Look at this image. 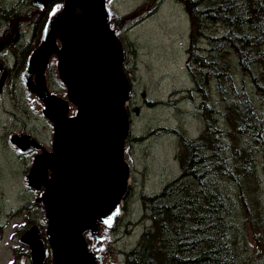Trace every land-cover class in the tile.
Listing matches in <instances>:
<instances>
[{
    "label": "water",
    "instance_id": "1",
    "mask_svg": "<svg viewBox=\"0 0 264 264\" xmlns=\"http://www.w3.org/2000/svg\"><path fill=\"white\" fill-rule=\"evenodd\" d=\"M32 6L45 19L18 79L47 139L24 127L6 135L15 154L29 156L21 185L33 190L31 203L40 210L18 236L26 249L19 263L120 264L108 233L122 214L133 164L131 85L117 13L110 0Z\"/></svg>",
    "mask_w": 264,
    "mask_h": 264
},
{
    "label": "trees",
    "instance_id": "2",
    "mask_svg": "<svg viewBox=\"0 0 264 264\" xmlns=\"http://www.w3.org/2000/svg\"><path fill=\"white\" fill-rule=\"evenodd\" d=\"M179 1L191 16L189 39L194 45L186 66L193 84L187 101L193 106L194 93L199 98L193 113L203 127L196 138L172 130L179 142V174L156 193L141 192L142 219L149 225L136 245L123 253L121 264H264L261 240L256 244L260 251L256 260L248 258L243 238L249 229L264 236L260 177L253 158L256 151L264 153V0ZM31 47L24 49L22 60L21 50L14 53L19 57L17 73ZM229 53L236 59L239 80L227 60ZM16 82L11 87L13 98L20 88ZM211 100L220 105L218 110ZM22 107L27 118L36 117L24 103ZM144 136L131 133L127 143L142 142ZM34 210L30 202L17 208L26 211L19 228L34 221ZM24 253L22 248L19 254Z\"/></svg>",
    "mask_w": 264,
    "mask_h": 264
},
{
    "label": "rangeland",
    "instance_id": "3",
    "mask_svg": "<svg viewBox=\"0 0 264 264\" xmlns=\"http://www.w3.org/2000/svg\"><path fill=\"white\" fill-rule=\"evenodd\" d=\"M112 3L122 16L132 12L131 24L128 23L127 30L124 31L125 36L122 35L127 48L126 63L132 67L130 79L134 102L131 112L137 109L131 119V133L135 136L145 135L142 142L131 145V183L123 200V214L111 234L112 245L118 251L122 263L123 253L136 245L141 232L149 225L147 220L142 219L141 192L156 193L164 182L179 172L176 159L179 142L168 130L178 131V136L180 133L184 135L185 131L188 137L196 138L202 130L203 122L193 113L200 101L196 94L194 93L193 106L187 101V90L192 88L193 84L185 64L190 59V48L194 46L189 39L191 16L187 8L184 5L183 7L179 0H113ZM43 20L44 17L39 14L37 8L31 5V0H0L1 45L4 44V39L15 37L17 33L21 36L20 43L17 39L8 41L10 47L0 50V78L6 75L0 92V221H6L8 224L2 229L0 236V264H9L11 257L15 256V252L11 250L12 245L17 242L13 234L17 225L26 219V211L13 213L11 208L20 206L23 202L28 203L32 198V194L25 193L21 185L27 158L13 153L6 143V135L11 130L24 127L15 126L18 123L16 119L21 118V123L27 122L25 129H30L39 139H47V134L43 132L46 123L40 117L26 118L22 107V89L16 90L14 98L10 95L13 91L11 87H15L18 81L16 70L19 57L14 53L18 54L21 50L19 56L22 60L24 49L36 44L37 33ZM117 23L120 26L126 25L121 19ZM23 24H26L25 31ZM222 33L219 31L218 34ZM227 60L234 66L233 71L239 80L234 55L229 53ZM246 87L253 95L250 84H246ZM173 90L177 93L172 96ZM212 98L217 101L214 92ZM148 99L155 101L153 106H148ZM173 99H177L179 104L174 106L166 103ZM213 101V107L218 110L220 105ZM150 130L152 132L148 134ZM253 158L256 163L255 170L260 177L259 194L264 208V153L256 151ZM39 213V208L36 209L35 206L34 221ZM243 238L247 243L248 258L257 260L260 251L257 250L256 244L261 240V245H264V236H259L258 232L249 229Z\"/></svg>",
    "mask_w": 264,
    "mask_h": 264
},
{
    "label": "flooded vegetation",
    "instance_id": "4",
    "mask_svg": "<svg viewBox=\"0 0 264 264\" xmlns=\"http://www.w3.org/2000/svg\"><path fill=\"white\" fill-rule=\"evenodd\" d=\"M29 25V24H28ZM124 29H126V28H124ZM23 31H25L24 29H23ZM20 38H21V36H18V33L16 34V36L15 37H11V38H7V39H4V44L3 45H1L2 46V49L1 50H5V49H7V48H9L10 47V43L8 42V41H13V40H15V39H17L18 41L20 40ZM7 72H9V69H8V71ZM8 75V74H7ZM3 84H4V82H3ZM3 87V86H2ZM8 91L10 90V89H7ZM10 95L12 96V93L10 92ZM133 106V98L131 99V103H130V109H131V107ZM136 110L134 109V111H132V112H135ZM17 120L21 123L22 122V119L21 118H17ZM30 130V129H29ZM31 131V130H30ZM27 170V169H26ZM25 170V171H26Z\"/></svg>",
    "mask_w": 264,
    "mask_h": 264
},
{
    "label": "bare ground",
    "instance_id": "5",
    "mask_svg": "<svg viewBox=\"0 0 264 264\" xmlns=\"http://www.w3.org/2000/svg\"><path fill=\"white\" fill-rule=\"evenodd\" d=\"M188 15V14H187ZM190 23V22H189ZM124 35V28L121 31V36ZM125 36V35H124ZM123 37V36H122ZM76 215V214H75Z\"/></svg>",
    "mask_w": 264,
    "mask_h": 264
}]
</instances>
